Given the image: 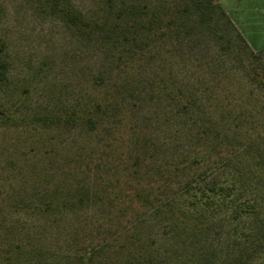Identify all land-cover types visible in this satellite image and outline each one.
Instances as JSON below:
<instances>
[{"label": "trees", "instance_id": "trees-1", "mask_svg": "<svg viewBox=\"0 0 264 264\" xmlns=\"http://www.w3.org/2000/svg\"><path fill=\"white\" fill-rule=\"evenodd\" d=\"M37 8L102 44L116 80L90 103L66 95L65 109L0 108L2 125L95 137L90 149L66 154L60 172L8 161L7 180L22 179L0 197V264H38L50 228L64 225L70 264H264V65L221 3L102 0L91 16L67 0H37ZM194 23L223 42L217 60L229 64L232 87L225 92L208 75L192 89L157 66L138 92L168 105L163 121L173 119L172 140L158 143L134 117L140 98L127 83L130 69L162 56L163 42L186 38ZM6 49L0 39L2 85ZM150 216L159 221L156 233L147 229Z\"/></svg>", "mask_w": 264, "mask_h": 264}, {"label": "rangeland", "instance_id": "rangeland-1", "mask_svg": "<svg viewBox=\"0 0 264 264\" xmlns=\"http://www.w3.org/2000/svg\"><path fill=\"white\" fill-rule=\"evenodd\" d=\"M217 1L264 65V0ZM64 2L66 4V0ZM67 2L84 15L91 16L102 0ZM228 30L235 34L230 27ZM0 39L7 44L6 57L10 62L8 84H0V108L15 102L20 110L29 112L45 108L65 109L66 95L72 102L90 103L95 98L101 99L116 80L115 64L109 63V52L105 47L77 37L61 16L38 9L37 0H0ZM222 45L217 34L196 24L188 36L177 43L163 42L162 56L148 65L134 64L130 69L131 78L127 83L135 97L140 98L134 117L150 130L158 143H163L165 138L172 140L173 119L163 121L170 113H166L168 105L160 95L140 94L139 89L151 83L156 67L162 65L192 89L197 87L200 77L210 75L226 92L232 86L226 84L229 79L224 74L229 64L226 66L224 61L217 60L225 50ZM226 62L233 63L229 56ZM1 123L0 197L5 195L10 183L17 187L22 179L20 173L13 177V182L7 180L13 170L7 168L11 159H15L16 169L35 163L60 172L66 168V154L86 150L95 143L93 135L73 128L61 127L49 133L28 131L22 124L14 127ZM175 143L181 144L182 140L176 139ZM161 151H165L164 144ZM147 220V229L156 233L159 221L153 216ZM50 229L44 245L48 251L38 258V264H70L66 260L68 229L65 225ZM41 230L38 226L37 232ZM221 231L217 229L215 234L219 235Z\"/></svg>", "mask_w": 264, "mask_h": 264}]
</instances>
